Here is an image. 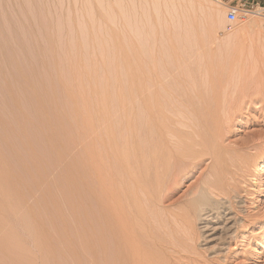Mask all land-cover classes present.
<instances>
[{
    "label": "rangeland",
    "instance_id": "rangeland-1",
    "mask_svg": "<svg viewBox=\"0 0 264 264\" xmlns=\"http://www.w3.org/2000/svg\"><path fill=\"white\" fill-rule=\"evenodd\" d=\"M216 2L223 7L224 24L217 29L215 37L222 39L230 33L243 36L246 41L242 50L244 58L241 55V59L236 56L230 59L228 57L232 56L220 54L215 47L207 48L205 44L202 33L207 29L204 26L206 14ZM230 8L237 10V18L232 23L227 20ZM263 8L264 0H0V264H121L114 244L115 231L103 232L102 228L113 223V188L117 184L115 160H133L132 157L136 159L149 149L144 134L145 130L149 131V125L142 126V115L135 111L140 104H143L141 109L149 108L150 101L148 105L146 100L150 95L145 92L146 87L150 86V90H146L148 93L155 89L159 92L162 86L167 90L168 83L179 96L185 91L184 95L189 93L185 96L192 99L191 93L195 91H190L192 88L188 86H196L202 77L198 70V60L202 57L206 64L208 60L209 64H216L225 59L233 62L237 59L244 65L262 69L264 31L260 38L258 34H252L249 22L257 19L264 24V14L254 13L262 12ZM188 17L195 19L193 24L200 25L195 27V34L199 32L195 35L196 40L186 43L181 30ZM259 75L264 78L263 71ZM259 75H252V78ZM260 77L254 79L260 82ZM195 80L197 84H194ZM152 81L157 83L153 82L154 88ZM157 81H160L159 88ZM263 81L259 84L264 86ZM131 82L133 86L136 83L135 90H142V93L137 91L141 94L140 99L144 98L140 104L134 101L136 91L134 87L129 88ZM137 82H142V89ZM175 86L187 90L180 93ZM171 87L169 93L173 90ZM258 91L254 93L255 97L252 94L250 101L242 102L248 101L245 106L240 105L242 109L230 128L232 134L224 143L242 146L246 153H254L247 147L248 142H264V90H261L263 94L260 88ZM130 100L136 102V106ZM141 109L139 111L143 113L145 109ZM148 110L144 112L143 121L149 117L147 112L152 114L151 108ZM135 125L137 129H133ZM138 127L144 131L145 140L136 131ZM103 128L106 133L109 131V141ZM146 134L149 136L148 132ZM131 136L136 137V141L141 139L139 144L145 142L144 146L141 144L143 148L139 149L141 145L136 147ZM128 142H134L131 145L135 150L129 148L131 153H135L136 148L146 149L133 156L128 152ZM126 153L131 156L127 157ZM262 155L256 178L251 177L250 170L241 174L232 168V177L240 187L238 207L242 212L234 210V215L227 217L231 219L229 223L213 221L215 224H212L217 229L229 228L230 232H223L222 228L223 231L219 229L214 234L206 231L205 240H198L191 248L185 247L183 242L178 247L168 248L165 241L168 237L157 235L166 246L163 249L166 252L161 251L164 255L157 250V256L162 254L160 257L168 264H264ZM209 165L210 161L203 160L194 169L181 174L170 200L163 208H158L161 212L158 211L164 213L168 204L186 194L188 188L207 172ZM101 166L109 168L108 172L112 174ZM113 171L116 177L105 181L103 178L108 174L111 178ZM98 175H103L102 179ZM107 181L114 183L110 184L112 189ZM110 198V202H106ZM109 203L112 206H108ZM233 220L242 224L233 228ZM169 249L175 251L170 253L173 257H170L168 252L172 250Z\"/></svg>",
    "mask_w": 264,
    "mask_h": 264
},
{
    "label": "bare ground",
    "instance_id": "bare-ground-1",
    "mask_svg": "<svg viewBox=\"0 0 264 264\" xmlns=\"http://www.w3.org/2000/svg\"><path fill=\"white\" fill-rule=\"evenodd\" d=\"M222 8L223 7L219 5L217 2L212 4L211 7L209 8V12H208L209 14H206L208 15L206 17L207 23L204 26H207V29L205 27L206 29V30L204 29L205 32L203 31V29L202 30L199 29V30L204 32L202 34H204L205 36L204 40L206 42L205 44L207 45V48L215 47V49L218 50L220 54H227V56H232V57H228L230 59H233V57L234 59L236 57L240 58L243 56L242 50L244 48L243 47L244 42H246V41H243L244 39L243 36H242L243 37L242 39V37H239V36L236 37L234 33L232 34L230 33V34H226L225 37H223L222 39L215 37V34H216L215 32L217 31V29L222 28L223 27L222 25L224 24L223 23L224 11L222 10ZM188 18H189L188 20L186 19L187 21L185 20V24L183 26L184 29H182L183 27L181 28L182 29L181 31L184 32L183 36H185V38H182V39L183 41L186 40L187 41L186 43L189 42L188 40H191V41L194 40V38L196 40L197 37H195V35L199 34V32L195 34V27L196 25L198 27L200 25V24L199 25L193 24L194 21L192 22V20H195V19H191L190 17ZM249 23L251 24V25L249 24V26L251 28L250 30H252L251 31L252 34L256 33L255 35L258 34V37H259V35L264 31L263 21L255 19V20H251V22ZM232 29H230V31ZM236 29L235 31L234 30L233 31L236 32L237 31ZM221 58H224V57H221ZM204 59L205 58L202 57L198 60L199 61L198 65L200 64L199 66L200 68L197 66L199 68L197 69L200 70L199 72L202 76L200 80L198 81V84L196 83V80H195L194 84H197L196 86L193 84H192V87L188 86L189 89L192 88L190 89V91L193 90L195 91L194 93L196 94V96H194V93H191L193 95V98L191 97L192 99L188 98V96L190 95L189 93H187L189 94L188 96H185L187 94L184 95V92H185L184 90L185 89L187 90V88L183 89L182 87L179 88V86L176 87L177 84H173V85H176L175 89L179 88L177 90L180 91V93L182 90L184 91L182 95L178 92L180 96L175 92L176 90L173 89L174 86L172 88L171 85L170 87L173 90L170 89L172 92L169 93L170 87L168 83L166 85V87L167 86L169 87V88L168 87L166 88L167 90L163 89L165 87L163 86L161 87L160 91L163 92L164 95L160 94L161 92L160 91L158 92L157 89H155L156 91L151 90L150 91L151 93L150 92L148 93L146 90H150V86L148 85L149 88L148 86L146 87L145 92L150 95L148 96L150 100L147 98L148 101L146 100V102H148V105H149V101H150L149 108H151L152 110L151 112L152 114L150 115H149V112H147L149 116L147 119L148 122L147 120H144L147 123L143 121V115L146 110L149 111L148 110L149 108L146 107L147 109L146 108L141 109L142 108L141 105L143 104H140V102L144 98L140 99L141 94L139 95V93H137V91L139 92L140 90H135L134 86H136V83L134 82L135 85L133 86V83H132L133 81H132L130 85L131 87L129 86V88L134 87L133 90L136 91L133 93V95H135L134 96L135 100L134 98L132 100L140 104L139 107L141 110L145 109L142 113L141 111H139L140 109L136 110L139 108L138 105H137V108L135 107V111H138L142 115L141 117L142 120L140 123L143 124L142 126H144V124L145 126L146 124L149 125L148 127L149 131L145 130V133L144 131L141 132L140 131L141 128L139 127H138L139 129L136 131L139 132V134H142L141 137L143 136L144 138V134H145V137L148 138L147 139L148 143L147 142L146 143H147V146H149L147 147V149L148 148L149 149L147 151L146 150L144 151V149H146L144 147V149L142 150L143 148L142 145L145 142L143 144L142 142L139 144V142L141 141V139L139 140V138H138L139 141L138 140L136 141L135 138L137 137V132L135 130L133 131L136 132V137H134L135 134H133L134 138L132 136L131 137L135 139L137 143L136 147L142 144L141 146H139V149L140 147L142 148L141 150L136 148V152L133 151V149L135 150V148H133L134 146L132 147V145H134V142L129 144L130 139H129L127 147L128 149L130 147L133 148L132 151L137 154L140 153L139 151L141 152L144 151L145 152L144 155H145L146 152L148 153L149 151L150 154L145 155V157H148V156L149 157L144 160L145 157L143 154L142 156L141 154L139 155L136 154L137 155L136 159L135 157H132V159L134 158L135 160L134 159L129 160L128 158H126L124 154L126 159L123 156L121 157H123V159L125 160H118V159L115 160L117 156L113 155L116 157L114 159L115 162L117 161L115 163L116 169L111 167V165H113V167L115 165L113 160H112L113 162H111L113 164H111L110 167L116 171L117 177H116L115 172L113 171L115 176H113L114 175L113 174L111 178L110 176L112 173L108 172L109 168H107L109 165H106L107 163L105 162H104L105 164L103 163V161L105 160L101 161L102 164L107 166V167L105 166L106 169L104 168V166L103 167L101 166L102 168L105 169V172L107 171L108 173H111L110 175L107 173L109 176L107 174L104 175V176L107 175L108 179H107V176L105 177L106 179L105 178L103 179L105 181L106 180L109 181L113 177L117 178V184H115L116 187L113 188V191L115 190V192H113L114 197L112 201L114 205L112 206V204L110 203L108 204V206L110 205L112 206L113 215L111 213H109L108 215L111 214L113 216V219L111 218L112 219L111 221H113V223L112 222H111L112 224L109 223L107 226H105V228H102V229H104L103 232H106V231L109 232V230L115 231L114 233L115 243L114 244H116L117 249H118V252H117L118 253L117 256L119 259L118 262H120L121 264H168L167 261H165L164 259H162V257H160L164 255V253H162L161 251L164 249V247H166L164 243H162V240L159 238L160 236L163 237L165 235L166 238L168 237L167 238L168 240L165 239L168 248L169 246L178 247L182 242L185 244V247L191 248V247H194L198 243V240H202V241L205 240L204 235L206 231H211L212 234H214L216 230H219V229L220 231H223L221 230L222 227L217 229L213 227L212 224H215V223L222 224L223 221L226 223H229L231 219L227 217L232 215L234 213V210L238 211V213L242 212L241 208L238 207V204L241 203L239 201L240 187H239V183L235 180L234 177H232L233 176L232 168L238 169V171L241 172V174L242 173L245 174L250 170L249 173L251 174V177L253 178H256V173L259 171V166H260L259 161L262 160V156H263L262 154H264V142L262 143H256L254 141L248 142L247 147H250V149L254 151V153L247 152L248 154L243 150L242 146L236 147L232 145L231 143H228V144H224V143L225 141L229 140L227 139L229 138L227 136H230L232 134L230 132V128L232 127L233 122H235L234 119L236 115L242 109L240 107L242 105L245 106V104L248 101L247 102L245 101L246 102L245 104H242V102L245 99H249L250 101L251 100L250 97L252 98V94H253V97H255L254 93H258L259 88H260V93L263 94L261 90L262 91L264 90L263 89L264 86L263 84H259V83L264 78L262 79V75H259V74L262 71L264 73V67L261 69L256 66H248L247 64L244 65L245 63L242 64L243 62L240 63L239 61H237V59L235 62H233L232 60L229 61L227 59L222 61L223 60L222 59L221 60L222 62L219 61L220 63L215 62L216 64H213L211 62V64H209L210 63V61L208 60L209 57L208 59H206V61L208 60L207 62L208 64H206ZM210 59H212L211 56H210ZM182 68L183 70L185 69L184 67ZM160 70H162V68ZM166 72L168 71H165V73ZM199 72H198V75H199ZM154 73H157V72L155 71ZM166 74L169 76L168 73ZM255 74H258L259 76H261L259 78L261 80L260 82H258L259 80L254 79L259 76H254V78H252L253 77L252 75H255ZM159 75L160 74H158V76ZM145 79L147 78L145 77ZM182 80H180V84H182L181 82ZM153 82L154 81H152L151 83L152 87L154 86L152 85ZM157 82H158V88H159L160 81H157ZM138 83H139L138 87H140L141 85L140 83L142 82H137V84ZM146 83L147 82H145V84ZM155 84L157 85V83ZM163 85H165V83H163ZM260 85H262L263 88H261ZM141 87L139 89H142ZM130 91L132 90L130 89ZM128 93L131 96V93L130 92ZM173 94H177V96ZM144 96L147 97V95H144ZM183 97H185L186 99ZM132 100L130 101L132 102ZM134 101L132 102L133 106L134 105L136 106L135 104L136 102L134 103ZM142 103H145V102H142ZM136 114L137 113H135L134 115ZM137 115L136 117H138ZM146 117L147 115L144 116V118ZM138 118L140 119V117ZM133 121H135V119H133ZM134 124H136V121L134 122ZM103 125H106V124H103ZM134 128L137 129V125H135L133 129ZM104 131H102L103 134L106 133V131L105 132ZM146 131L148 132L149 136H146L147 135ZM108 132L106 133V136H105L107 137V139L109 137ZM110 133H111V130H110ZM130 135H132V133ZM132 138H131V142L133 141ZM143 140H145V138ZM111 142H113V140ZM114 147L116 148V146ZM116 149L115 151L118 150ZM130 150L131 149H129L128 152L132 155L133 154L135 155V153H131ZM112 151H111V154L112 153L114 154V152ZM89 154L91 155V152ZM130 154L128 155L131 156ZM141 157L143 158L141 159ZM90 158L89 160L91 161V164H93L94 162ZM203 160L210 161V165L207 167V172L203 175V177L199 179L193 186L189 187L188 192L184 194L181 198H179L177 202L168 204L166 207L167 209L164 207L165 208L164 213L163 212L160 213L161 209H158V208L162 207L163 205L165 206L164 203L165 202L167 203L170 200L172 196V192L174 191V188L178 187L179 185L180 181L177 182L176 180L180 178V175L183 173L185 174L188 171V169L189 170L194 169ZM229 161L230 163H228ZM227 164H229V167H225ZM88 166H92V165H88ZM104 169H102V171ZM97 172H98V169H97ZM93 175H92V178H93ZM102 176H99V177H101L102 179ZM99 177L97 178L100 179ZM108 181H107V184L109 183ZM96 182H97V179H96ZM113 182H116V181L114 180ZM104 183L106 184V182ZM110 184L114 185V183L112 184V182ZM110 184H108L110 186L109 189L111 188ZM100 185L101 184H99V186ZM253 186H255V184H253ZM100 187L102 188V186ZM102 190L100 191L102 192ZM102 193H104V190ZM109 194H110V191H109ZM108 200L109 201H106V202H110L111 198ZM99 201H102V200H99ZM108 206L106 207L108 208ZM106 207H103L104 211H106L105 210ZM156 209L157 211H155ZM156 212L163 214V216L158 215ZM213 221H216V222L214 223ZM108 222H109V219H108ZM238 224H242V223H240L239 220L237 221L233 220V223L231 224V226L234 225L233 228H235V226H237ZM197 225H202V227L198 228ZM225 228L226 227L223 226L222 228L224 229L223 232H225L226 230H227L226 232H230L228 230L229 228L228 229L227 228L225 229ZM220 234L222 235V233ZM157 235L158 236L160 235V236L157 237ZM230 235L232 236L233 234H230ZM100 237H102V235H100ZM235 239L236 238L234 237V240ZM101 241H103L102 238H101ZM114 244H111V245H114ZM89 248H91V246ZM153 249H154V252H153ZM157 250L160 251L163 255L162 254L158 255L159 256L158 257L157 253H155V252H158ZM171 250H170L171 252H168L169 254L172 252L175 253L173 249ZM103 253H104V250H103ZM109 253H110V250H109ZM107 256H109V254ZM170 257H173L172 254H170ZM109 258H110L109 260H111L113 258V255L112 257H109ZM173 262L175 261L173 260L172 263Z\"/></svg>",
    "mask_w": 264,
    "mask_h": 264
},
{
    "label": "built area",
    "instance_id": "built-area-1",
    "mask_svg": "<svg viewBox=\"0 0 264 264\" xmlns=\"http://www.w3.org/2000/svg\"><path fill=\"white\" fill-rule=\"evenodd\" d=\"M261 11L262 12H254V13H258V15H260V13L264 14V8L261 9ZM236 18H237V10L234 8H230L227 12V20L232 23L235 22Z\"/></svg>",
    "mask_w": 264,
    "mask_h": 264
}]
</instances>
